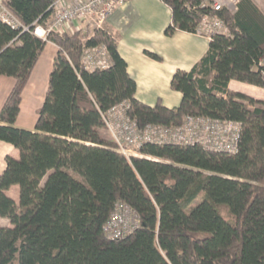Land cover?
Returning <instances> with one entry per match:
<instances>
[{"label":"trees","instance_id":"trees-1","mask_svg":"<svg viewBox=\"0 0 264 264\" xmlns=\"http://www.w3.org/2000/svg\"><path fill=\"white\" fill-rule=\"evenodd\" d=\"M58 0H8L27 31L0 22V76L14 86L0 111V142L13 146L0 176V264H264V99L230 91L234 81L264 90V14L252 0L213 12L201 0H161L170 9L166 36L197 33L205 16L226 34L209 37L205 55L170 88L178 107H148L134 98L113 38L95 30L32 34ZM46 42L58 48L33 131L14 126L22 91ZM104 45L110 65L85 71L83 47ZM150 57L159 60L156 55ZM126 102L139 128L178 127L186 117L240 125L237 152L200 145L148 144L126 158L105 137L100 114ZM148 158V159H147ZM18 187V203L6 193ZM137 216L131 233L104 230L117 204Z\"/></svg>","mask_w":264,"mask_h":264},{"label":"crops","instance_id":"crops-1","mask_svg":"<svg viewBox=\"0 0 264 264\" xmlns=\"http://www.w3.org/2000/svg\"><path fill=\"white\" fill-rule=\"evenodd\" d=\"M170 22V9L161 0H133L117 9L103 26L115 41L117 52L126 63V72L135 83L134 98L148 107L158 102L168 109L178 107L181 94L170 88L172 75L177 71L189 72L208 49L209 38L198 33L175 31L166 36L164 31ZM81 28L78 33L84 38V26ZM57 53L56 45L46 42L22 91L16 128L34 130ZM150 54L159 60L152 59ZM13 86L12 78L0 76V111ZM228 88L256 99L264 93V90L234 81ZM6 157L18 159L19 152L0 142V176ZM6 195L18 203V187L10 188ZM0 227H10L8 220L0 218Z\"/></svg>","mask_w":264,"mask_h":264},{"label":"built area","instance_id":"built-area-1","mask_svg":"<svg viewBox=\"0 0 264 264\" xmlns=\"http://www.w3.org/2000/svg\"><path fill=\"white\" fill-rule=\"evenodd\" d=\"M133 0H58L51 6L52 16L44 26L35 24L32 34L45 40L50 33L72 35L84 26V44L92 36L88 28L103 29L108 18L120 7ZM8 0H0V22L15 31H27L7 7ZM237 3L233 0H201L202 7L213 12L222 9L233 11ZM197 33L210 37L226 34L223 22L215 17L205 16L197 27ZM81 67L88 72L105 70L110 65L108 51L104 45L83 47ZM128 104L120 103L100 114L104 132L115 146L116 152L126 158L142 157L138 150L148 144L154 145H200L203 148L228 154L237 152L240 125L204 117H186L178 127L146 125L139 128L136 121L127 115ZM148 159V158H147ZM126 213L129 217H126ZM138 226L135 213L126 205L117 204L104 230L109 238L131 233Z\"/></svg>","mask_w":264,"mask_h":264},{"label":"rangeland","instance_id":"rangeland-1","mask_svg":"<svg viewBox=\"0 0 264 264\" xmlns=\"http://www.w3.org/2000/svg\"><path fill=\"white\" fill-rule=\"evenodd\" d=\"M235 3H237L239 0H233ZM256 5H257V7L263 12V14H264V0H252ZM234 11V10H233ZM95 30H100V29H92V28H88V29H86L85 31H87L88 32V36H93V33H94V31ZM102 31H103V29H102ZM83 33H86V32H83ZM250 97V96H249ZM257 97H258V99H264V93L263 94H259V95H257ZM254 99H256V98H254ZM102 134L105 136V137H107L108 138V136L106 135V133L105 132H102ZM109 139V138H108ZM126 217H129V215L126 213Z\"/></svg>","mask_w":264,"mask_h":264}]
</instances>
